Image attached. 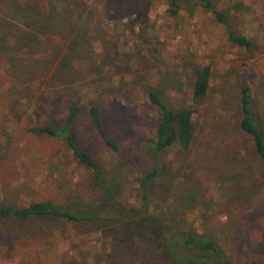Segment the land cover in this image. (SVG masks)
<instances>
[{
    "label": "rangeland",
    "instance_id": "obj_1",
    "mask_svg": "<svg viewBox=\"0 0 264 264\" xmlns=\"http://www.w3.org/2000/svg\"><path fill=\"white\" fill-rule=\"evenodd\" d=\"M109 3L106 38L93 43L96 54L102 53L106 43V68L99 75L87 74V79L70 91L82 89L81 93L88 95L80 102L82 115L76 126L81 141L102 163L111 182L112 191L106 200L92 175L59 138L29 130L49 119L63 120L67 114L66 98L58 92L62 86L57 79L45 77L54 70L55 60L68 51V40L45 39L43 53L32 59L25 57L22 63L17 62L20 54L13 47L1 55L0 205L21 207L51 198L94 221L71 224L12 219L0 223V264L155 263L159 256L147 251L152 246L143 247L135 238H126L124 227L114 223L109 212L113 214L111 209L122 203H141L142 183L151 161L146 153L139 155L134 149L154 134L161 117L148 102L144 88L153 85L173 103H189L194 70L206 63L212 66L213 74L209 97L199 114L198 138L190 150L177 147L165 155V168L151 184L152 209L157 208L159 215L169 220L171 230L210 233L235 264H264V170L254 167L259 169L258 175L252 170V142L238 123L240 87L245 81L254 90L264 120V0L219 3L236 10L238 32L257 42L252 51L230 42L226 29L202 8L193 16L188 9L168 16L162 6H157L149 14L155 19L148 27L142 19L134 21L135 25L129 23L149 8L142 0ZM7 12L12 14L11 5L0 4L1 21ZM122 17L130 18L129 25H120L116 32V19ZM142 22L143 32L138 25ZM2 35L0 31V39ZM37 60L41 66L35 84L17 79L18 67L22 71ZM49 62L54 65L49 67ZM34 65L27 70L34 71ZM101 80H105L106 88L102 110L105 127L108 136L122 144L125 151L121 156L105 146L86 110L88 98L95 96L94 84ZM14 99L21 102L16 112L10 107ZM236 185L241 186L237 189ZM98 214L101 218L95 217ZM28 235L33 237L26 238ZM124 237L125 242H121Z\"/></svg>",
    "mask_w": 264,
    "mask_h": 264
},
{
    "label": "trees",
    "instance_id": "obj_2",
    "mask_svg": "<svg viewBox=\"0 0 264 264\" xmlns=\"http://www.w3.org/2000/svg\"><path fill=\"white\" fill-rule=\"evenodd\" d=\"M142 1L150 9H145L135 18L133 17V21L127 17L130 19L129 23L133 22V25L137 24L134 21L142 19L148 27H152L149 22L150 20L154 21L155 18L149 14L157 6H162L168 16H177L183 9H188L189 16H193L197 8H202L212 13L215 21L226 29L227 38L234 45L246 48L248 51L257 48L256 40L238 32L235 26L236 10L230 5L220 7L219 3L222 0ZM0 4H10L13 9L11 15L8 12L3 13V21L0 20V31L3 32V37L0 39V58L3 51L13 47L20 54L17 62L22 63L26 60L23 59L25 57L32 59L43 53L45 39L65 38L68 40V51L59 60H55V65L49 62V67L54 65V70L48 75L49 77H45L57 79V82L62 86L58 92L66 98L67 114L63 120L49 119L41 125L34 124L29 130L37 134L59 138L71 150L78 164L92 175V181L101 189L103 199L106 200V195L112 191L111 182L107 179L102 163L93 155L92 150L81 141V131L76 126L82 115L80 102L88 95L81 93L82 89H78L74 93L70 91L72 86L80 83L81 80H86L87 74L99 75L103 73L102 68H106V57L108 58L109 53L106 43L103 45L104 49L101 54H96L93 43L95 39L106 38V24L110 25L107 8L110 5L109 0H0ZM129 19L124 17L116 19V26L113 29L117 32L120 25L127 28ZM143 22L138 24L141 32L145 29ZM152 30H150L151 33ZM154 51L160 52L161 50L154 49ZM113 53L118 54V52ZM39 62L40 60L34 63L32 61L31 64H35L32 72L27 70L32 67L31 64L26 65L22 71L19 70L21 67H18L15 72L17 79H25L26 82L35 84L36 78H39L37 69L41 63L36 64ZM12 63L16 65L15 60ZM137 73L140 74V71ZM212 74L213 68L207 63L194 70L192 100L189 103H173L161 89L153 85L144 88L148 102L158 110L161 117L154 134L146 138L140 147L134 149L136 154L147 155L151 161V166H149L148 173L142 183L141 203L138 206L122 203L120 207L111 209L114 213L109 212V217L115 218L116 222L114 223L118 222L124 227L126 238H135V243L143 247L152 246L147 251L159 258L155 263L149 264H235L226 257L225 251L210 233L200 232L196 229L171 230L169 220H164V215H159L160 212L157 211V208L152 209L151 184L165 168V155L177 147L190 150L198 138L199 114L209 97ZM104 81L101 80L94 84L97 85L94 88L95 96L88 98L86 110L105 146L121 156L125 151L122 144L118 140L111 139L105 127V117L102 111L104 102H106ZM33 94L35 93L33 92ZM255 99L250 83L248 81L242 83L239 95V129L252 142L250 157L252 170L254 167L264 170V120L257 109ZM18 103L21 102L14 99L10 106L15 112ZM19 116L17 113L16 117ZM254 171L258 175L259 169L254 168ZM252 185L255 186L256 183ZM239 186L241 185H236L237 189ZM77 200L76 198L75 202ZM101 216L102 214H98L95 217L101 218ZM12 219L19 221L49 219L71 224L94 221L90 216L80 214L72 207L63 206L51 198L31 201L27 206L21 207L0 205V223H6ZM32 237V235H28L26 238ZM28 242H32L31 239H28ZM121 242H125V237Z\"/></svg>",
    "mask_w": 264,
    "mask_h": 264
}]
</instances>
